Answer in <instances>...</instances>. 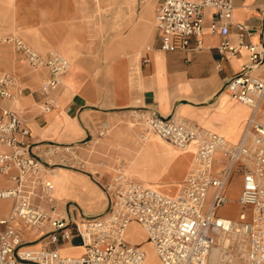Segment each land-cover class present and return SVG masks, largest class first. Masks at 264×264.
Masks as SVG:
<instances>
[{"label":"built area","instance_id":"obj_1","mask_svg":"<svg viewBox=\"0 0 264 264\" xmlns=\"http://www.w3.org/2000/svg\"><path fill=\"white\" fill-rule=\"evenodd\" d=\"M233 8L232 0H158L154 10L158 48L162 51L201 48L205 11L212 10L209 30L222 37L217 46L221 58L241 50L249 53L248 61L223 87L231 98L252 109L238 143L229 144L223 136L177 120L172 114L142 113V141L155 135L178 148L190 144L196 148V165L173 196L118 170L103 185L107 205L100 214L74 219L69 213H54V186L43 178L41 167H68L89 176L97 170L89 161L68 152L65 145L49 143L37 148L39 143L28 140L30 132L22 114L0 106V179L9 181V185L0 183V202L10 201L5 208L0 205V264H145L142 247L124 238L131 222L143 228L160 264H264V124L255 117L264 96V75L257 72L264 63V39L258 44L247 41L249 28L233 22ZM231 25L237 31L236 44L228 40ZM0 43L11 45L31 68L47 70L37 93L42 111L50 112L57 105L54 92L62 86L70 61L58 52L43 54L12 33L0 31ZM16 86L12 75L0 72V98L13 99ZM105 133L104 126L97 131L98 136ZM33 145L42 151L44 159L32 150ZM217 154L222 159L219 170L212 167ZM104 164L98 162L99 167ZM233 176H241L237 203L245 211L237 223L219 213L228 200L226 189ZM16 222L33 228L47 223L43 235L49 245L76 236L83 253L67 256L57 248L27 246ZM233 233L244 235V255L211 261L210 253L216 245L230 252V244H224L220 237Z\"/></svg>","mask_w":264,"mask_h":264},{"label":"crops","instance_id":"obj_2","mask_svg":"<svg viewBox=\"0 0 264 264\" xmlns=\"http://www.w3.org/2000/svg\"><path fill=\"white\" fill-rule=\"evenodd\" d=\"M145 1L138 18L147 23L151 20L152 5L148 0ZM131 2L133 5L137 4V0ZM232 3L233 22L247 24L249 28L247 41L254 44L261 42L264 39V0H232ZM84 10L82 0H0V11L3 13L0 26L15 25L17 28H25L28 36H32L41 50L30 45L43 54L52 51L62 55L65 53L73 58L72 67L64 76V84L54 92L56 107L50 112H43L37 91L39 82L47 77V70L34 69L37 71L34 73L28 64L29 68L20 60L19 54L11 45L14 53L1 51L0 67L12 70L13 74L5 73L16 79L17 86L13 89V99L0 98V106L12 109L19 106L30 132L29 142L39 143L37 148L49 143L68 144L72 147V144L90 136L94 129L99 130L97 124L100 120L108 121L111 116L124 112L125 108H138L144 113L155 111L162 116L173 113L175 119L217 133L229 144L232 140L238 139L239 142L242 139L252 109L231 98L223 87L230 76L248 61L249 53L241 50L236 55L221 58L217 46L222 37L209 30L212 10L205 11L202 47L191 51L160 50L155 27L149 49L142 48L140 36H135V26L117 44L106 43L104 46L99 43L97 35H94L93 27H96L97 21L91 20L88 25L82 19ZM228 40L232 44L238 41L233 25L230 27ZM120 49L124 54L116 57L115 52ZM263 70L264 65L257 70L258 74L264 75ZM259 104L255 112L257 118H261L264 113V96ZM103 126L106 133L110 131L109 126ZM113 134L121 136L123 132ZM127 137V141L135 140L133 133H128ZM154 141L152 137L147 141L141 140L143 144L137 150H128L130 155L125 157V163L122 162L123 170L129 167L130 178L173 196L180 189L178 180L183 172L188 174L194 167L195 146L190 144L186 151L180 152ZM136 143L135 140L134 144ZM32 150L44 159L42 151L36 150L35 145ZM142 155L154 157L150 163H143L154 165V168L148 169V173L133 170L134 162ZM79 157L90 159L81 155ZM112 158L113 165L106 169L107 165L104 164L102 168L109 173V179L116 173L117 158L120 157L116 155ZM157 164L160 170L155 174L153 171ZM236 177L239 179L240 190L241 176ZM43 178L51 181L54 186L53 195L57 202L55 212L61 216L70 214L74 219H79L83 215L98 214V191L80 175L69 173L65 167H58L48 170ZM0 183L9 185V181L3 178ZM73 200L90 209V212H80L78 204ZM70 202L71 205L67 206ZM0 205L5 208L10 205V201H1ZM15 227L27 246L57 248L62 255L67 256H79L83 253L76 236L70 241L49 245L43 235L48 230L47 223L33 228L16 222Z\"/></svg>","mask_w":264,"mask_h":264},{"label":"rangeland","instance_id":"obj_3","mask_svg":"<svg viewBox=\"0 0 264 264\" xmlns=\"http://www.w3.org/2000/svg\"><path fill=\"white\" fill-rule=\"evenodd\" d=\"M147 2L152 5L151 20L148 21L147 23L143 21L142 19L138 18V15L143 9V5L146 3L145 0H137V4L135 5L131 4L132 3L131 0H82L83 6L85 8V10L82 13V19L86 20L88 22V25L91 24V20L97 21V25H95L96 27H93L95 29L94 35L95 36L97 35L99 43L103 44L104 46H106L105 45L106 43H109V45L117 44L118 43L117 41H119L121 38L124 39L125 35L130 31V28L135 26L136 27L135 30L137 31V34L135 36L137 35L140 36V39L142 41L141 46L142 48L145 49L149 47L151 43L150 40L154 34V10H155L158 0H148ZM90 8H92L93 10H90ZM1 17H3L2 11H0V18ZM0 30L3 32H8V33L18 35L22 37L24 40H26L29 44H31L34 48L38 49L39 51L41 50L39 46L33 41L32 36H28L27 30L25 28H17L15 25L8 26V27L0 26ZM114 49H115V46H114ZM1 51L9 52L11 54L14 53L10 45L3 44V43H0V53H2ZM7 54L8 53H6V55ZM123 54L124 52L122 49L116 50L115 52L116 57L117 56L119 57V55H123ZM63 55L66 58H68L71 63V66L69 68L70 70L73 64L72 62L73 58L70 55H67L65 53H63ZM262 65H264V63ZM27 68H29L28 65H27ZM31 70L34 71L33 68H31ZM0 72H8V73L13 74L12 70L7 69V68L6 69L1 68V67H0ZM35 72L37 71H34V73ZM262 72L264 74V70ZM43 79L39 82L40 84L42 83ZM64 82H65V79L63 78L62 85L64 84ZM237 105L239 104L237 103ZM14 109L20 112L19 106L14 107ZM123 110L124 112H120V114L118 115L111 116V118L108 119V121L107 120L99 121V123L97 124V127L99 128V130L101 129L103 124L110 127V131L105 133L104 136H98L97 134L98 129H96L97 131L94 129L92 134L90 133L91 134L90 136L88 135V137H86L83 141L77 144H72L71 145L72 147H70V145L68 144H59L61 147L64 145L66 147H69L68 152H72V154L77 157H79V155H81V157H84V156L89 157L90 159L88 158H84V159L89 161L93 170H97L94 176H88L87 174L77 169L65 167L67 168L69 173L80 175L92 187L97 189L98 191L97 204L99 206L98 207L99 210H97L98 214H100L106 206V198H105V194L103 191V185L105 184V181L109 180V176H108L109 173L105 171L109 166H112L114 163L112 156L114 157L118 155L120 158H117V161L121 160V162L125 163L126 162L125 157L130 155L129 151L137 150L143 144L138 137V133L144 127V125H142V122H144V119L141 117L143 112L139 110L138 108H125ZM263 119H264V113H262L261 118L256 117V120L262 124H264ZM118 131L119 132L122 131L123 134L120 136V134H117ZM113 132H116V134L119 137L113 134ZM128 133L134 134L133 138L136 140L137 142L136 144H134L135 140L127 141ZM152 138L155 139L154 142L166 144L170 148L176 151L181 152V151H186L188 149V147L178 148L170 144L169 142H166L160 139L159 137L155 135H153ZM88 140H91V141L88 142ZM237 140L238 139L230 141L231 142L230 144H234L235 142H238ZM111 141L113 142V144H110ZM74 150H75V153H74ZM151 159L152 160L154 159L152 155H145V156L142 155L139 160L134 162L133 170L136 172L144 171L145 173H148V169L154 168V165L153 166L144 165L143 163L144 162L150 163ZM101 160L102 161L104 160V163L107 165L105 170L102 169L103 167L98 166V162ZM44 167H46V169L50 168V166L48 165H45ZM128 168L129 167H126L123 170L124 174H126L127 176H129L130 174V169ZM159 170H160V166L157 164V167L155 168L153 173L158 174ZM185 174H187L186 171L183 172L180 179L178 180V183L180 182L181 184L182 178L185 176ZM44 175L45 176L47 175V171H44ZM152 176L154 175L152 174ZM178 189L176 192H178ZM238 190H239V179L238 177L233 176L230 180V184L228 187L229 205L228 206L223 205L219 208V213L221 215L236 217L237 211L239 210V205L236 201ZM2 201H5V200H2ZM73 201L76 202L75 200ZM68 205H71V202L68 203L67 206ZM78 207L80 209V212H84L86 214L90 212V209L84 208L80 204H78ZM138 226H139L138 224L131 222L128 225V237L125 239H127L128 241L134 244L140 245L142 249L144 250V252L146 253V259L150 260L151 264H157L158 259L155 255V252L153 248L151 247V245L146 241L145 233L142 231L143 229L139 226L142 229L140 230ZM228 238L230 239L228 242L230 244L228 251L230 250V253L235 254L236 246H237L236 239H232L229 236ZM216 247H221V246L216 245ZM241 256L242 255L239 254L235 258H239ZM158 264H160L159 260H158Z\"/></svg>","mask_w":264,"mask_h":264},{"label":"bare ground","instance_id":"obj_4","mask_svg":"<svg viewBox=\"0 0 264 264\" xmlns=\"http://www.w3.org/2000/svg\"><path fill=\"white\" fill-rule=\"evenodd\" d=\"M142 125H144L143 122H142ZM152 136H150V137H152ZM187 147H189V146H187ZM217 156L218 157H216V159H217L216 162H214L212 164V167H214V169H219V167L222 164L221 163V160H222L221 159V155L218 154ZM193 158H194V162L193 163H194V167H195V165H196V148H195V153H194V157ZM58 167H61V166H52V167L47 168V169H46V167H41V169H42V176L44 175V171L52 170V169H55V168H58ZM62 168H64V167H62ZM118 170L123 172V165H122L121 160H118V164L116 166V170L115 171L117 172ZM226 195H227V199H228V190L226 191ZM236 201H237V198H236ZM225 205L226 206L229 205L228 200H227V202H226ZM54 213H57V212H54ZM243 213L245 214V211H242L241 208H240V206H239V210L237 211L236 217L228 216V218H230L233 222L237 223L239 221V218H240L239 215L240 214H243ZM224 216H227V215H224ZM128 225H127V227H126V229L124 231V238H127L128 237ZM141 228H140V230L143 229V228L142 229ZM142 231H144V230H142ZM229 237L232 238V239H236L237 246H236L235 254H232L230 252H227L226 250L222 249V247H213L212 250H211V253H210V257H209L211 261H213V262H219V261H223V260H227V259H233V258H235L239 254L244 255V253H245V242H246L245 241V238H244V235L243 234L233 233V234H230ZM220 238L223 240V243L224 244H226L230 240L228 238V236H221ZM144 262H145V264L146 263L151 264L150 263V260H147L146 259V253H145ZM157 264H158V260H157Z\"/></svg>","mask_w":264,"mask_h":264}]
</instances>
